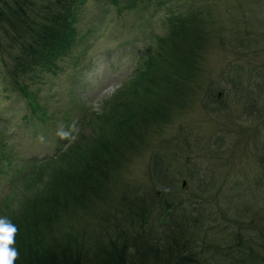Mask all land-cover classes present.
<instances>
[{
    "label": "rangeland",
    "instance_id": "rangeland-1",
    "mask_svg": "<svg viewBox=\"0 0 264 264\" xmlns=\"http://www.w3.org/2000/svg\"><path fill=\"white\" fill-rule=\"evenodd\" d=\"M75 22L55 69L18 81L27 99L1 70L0 216L31 220L56 173L98 165L110 222L153 208L148 233L180 224L193 252L221 243L218 223L239 207L224 194L264 170V0H85ZM243 196L264 214V188ZM180 203L203 215L197 225L182 222ZM162 204L176 211L165 218Z\"/></svg>",
    "mask_w": 264,
    "mask_h": 264
},
{
    "label": "trees",
    "instance_id": "trees-1",
    "mask_svg": "<svg viewBox=\"0 0 264 264\" xmlns=\"http://www.w3.org/2000/svg\"><path fill=\"white\" fill-rule=\"evenodd\" d=\"M111 1L119 3L120 0ZM83 2L85 0H0V73L1 70L5 73V80L13 91H24L23 96L27 95L26 87L18 81L34 72L36 67L44 71L55 69V59L65 56L62 52L75 33L72 25L76 23ZM259 78L264 80L263 72ZM103 171L101 166L89 165L76 174L56 173L52 181L43 186V200L47 203L39 209L34 207L36 212L38 209L34 218L29 221L10 218L18 227L14 246L20 255L14 264H264V233H259L255 227L264 222V214L247 209L249 199L243 198L249 187L257 191L264 188L263 169L251 178L250 186L245 189L240 188L243 185L238 180L234 182L240 193L233 190L227 196L224 194V204L236 202L239 207L244 206L236 208L235 215L227 207L232 216L228 217L226 212L217 226L226 238L198 252L192 251L195 249L192 239L180 224L166 229L169 230L167 235L148 233L145 222L154 209L149 212L143 209L137 215L133 199L127 206L129 216L137 215V221L130 222L129 226L125 225V217L123 222H110L106 215L109 214L108 207L115 201L104 194L107 189L100 183ZM122 196L126 198L125 192ZM163 197L162 190L160 196H154L156 202ZM142 201L141 198L136 204L141 205ZM191 206V203H180L176 207L187 213L188 217H182L183 223L188 219L187 223L197 225L203 215L195 210H185ZM163 207L158 214L165 218L175 210L171 204ZM81 208L90 223L85 218L83 224L76 219ZM26 211L30 217L35 214ZM40 223L42 230L40 226L36 227ZM67 223L73 225V231L65 228ZM210 249L220 254L219 261L206 257L205 252Z\"/></svg>",
    "mask_w": 264,
    "mask_h": 264
},
{
    "label": "clouds",
    "instance_id": "clouds-1",
    "mask_svg": "<svg viewBox=\"0 0 264 264\" xmlns=\"http://www.w3.org/2000/svg\"><path fill=\"white\" fill-rule=\"evenodd\" d=\"M60 135H66L61 132ZM18 227L8 216H0V264H14L19 258V251L14 246Z\"/></svg>",
    "mask_w": 264,
    "mask_h": 264
},
{
    "label": "water",
    "instance_id": "water-1",
    "mask_svg": "<svg viewBox=\"0 0 264 264\" xmlns=\"http://www.w3.org/2000/svg\"><path fill=\"white\" fill-rule=\"evenodd\" d=\"M182 187L185 188V183L184 182H182ZM155 192H156L155 194H158L159 195V191H155Z\"/></svg>",
    "mask_w": 264,
    "mask_h": 264
}]
</instances>
